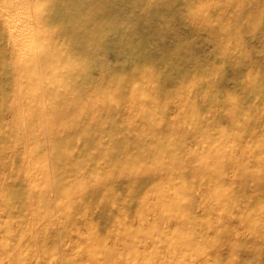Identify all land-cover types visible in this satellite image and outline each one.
Wrapping results in <instances>:
<instances>
[{
    "label": "rangeland",
    "instance_id": "374dc122",
    "mask_svg": "<svg viewBox=\"0 0 264 264\" xmlns=\"http://www.w3.org/2000/svg\"><path fill=\"white\" fill-rule=\"evenodd\" d=\"M0 7V264H264V0Z\"/></svg>",
    "mask_w": 264,
    "mask_h": 264
},
{
    "label": "crops",
    "instance_id": "0c3cea01",
    "mask_svg": "<svg viewBox=\"0 0 264 264\" xmlns=\"http://www.w3.org/2000/svg\"><path fill=\"white\" fill-rule=\"evenodd\" d=\"M33 24H30L29 26H24L26 31L28 28L32 30ZM23 27V30H24ZM32 41V40H31ZM154 233V232H152ZM151 233V234H152ZM147 235H144L146 237ZM120 237L123 239V245L125 250L131 255L134 256L132 258H135L136 256L140 255L141 252L143 253V246L140 244V242L143 239H138V236L131 231H125L124 233L120 234ZM144 238L143 236H141ZM156 238V236H154ZM147 238V237H146ZM144 239V242L149 239ZM161 239V238H160ZM152 242H156V240L151 239ZM180 238H172L170 235H168V239L166 240L165 244L166 248L168 250L169 256H167V261H160V259L152 260V263L154 264H192L189 262V258L191 254H193L199 247V244L197 241L191 236L189 240H186L182 244H179ZM100 239L95 237V240H92L89 249L94 250L97 248L100 244ZM142 246V247H141ZM136 248V249H135ZM137 248L139 249V252H137ZM135 249V250H134ZM161 246H158L157 252H161ZM164 251V250H162ZM136 259V258H135ZM147 258H142L137 262L144 263L146 261H149ZM116 263V262H115Z\"/></svg>",
    "mask_w": 264,
    "mask_h": 264
},
{
    "label": "bare ground",
    "instance_id": "6f19581e",
    "mask_svg": "<svg viewBox=\"0 0 264 264\" xmlns=\"http://www.w3.org/2000/svg\"><path fill=\"white\" fill-rule=\"evenodd\" d=\"M15 3H16V2H14L13 6L15 5ZM4 4H5V2H4L2 5H4ZM0 8H2V7H0ZM4 8H5V7L2 8L3 10H5V12H3V14L6 13L5 16L7 15L8 18H9L10 16H13V15L16 13V11L12 12L11 9L8 10L7 8H5V9H4ZM10 8H11V7H10ZM13 13H14V14H13ZM17 13H18V10H17ZM17 13H16V14H17ZM22 14H23V13H22ZM0 15H1V14H0ZM17 15H18V14H17ZM20 15H21V14H20ZM1 16H3V15H1ZM15 16H16V15H15ZM3 17H4V16H3ZM7 17H6V18L4 17L3 19H8ZM16 17H17V16H16ZM20 17H21V16H20ZM14 18H15V17H14ZM0 19H2V17H1ZM9 21H10V18L8 19V22L6 21V22L8 23L7 25H9V27H10L9 29L11 30L9 34H10L11 36H13V38H14L15 41L17 42V43L15 44L14 49H16V48H17V49H25V47L28 46L27 44H26V45H27V46H26L25 43H24V42H26V41H24V36H25V34H26V32H27L26 29H25V27H24V30H23L22 28H20V27L17 26V23H16V22H14V23L11 24V22H9ZM11 21H12V19H11ZM16 21H17V20H16ZM4 22H5V21H4ZM6 22H5V23H6ZM7 27H8V26H7ZM8 32H9V31H8ZM16 33H23L24 36H22V37H16V36H14ZM29 33H30V32H29ZM30 34H31V33H30ZM10 35H9V36H10ZM26 35H27V34H26ZM25 38H26V37H25ZM29 38H30V37H29ZM31 45H32V44H31Z\"/></svg>",
    "mask_w": 264,
    "mask_h": 264
}]
</instances>
